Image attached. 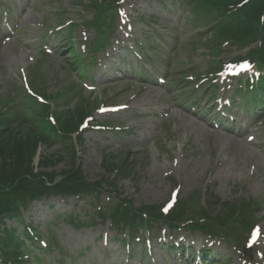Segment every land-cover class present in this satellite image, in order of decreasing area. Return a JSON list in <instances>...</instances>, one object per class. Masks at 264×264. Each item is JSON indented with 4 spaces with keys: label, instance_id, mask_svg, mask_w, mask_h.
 <instances>
[{
    "label": "rangeland",
    "instance_id": "obj_1",
    "mask_svg": "<svg viewBox=\"0 0 264 264\" xmlns=\"http://www.w3.org/2000/svg\"><path fill=\"white\" fill-rule=\"evenodd\" d=\"M40 0H37V2H39ZM45 3H50L53 2L54 4H60L62 5V9L65 10L66 12V16L70 17L72 15H76L78 14V12L80 11L79 6H76L75 3H77L78 1L81 2H86V0H45ZM43 4H39L37 6V12H34L32 10V8L30 9V11L27 13V22L25 23V27H27V35L25 36L26 39L23 40V42H27L29 40H31L33 38V36H35V34L40 33V29L38 27L35 26L34 23H36L37 21H39L41 19V16L43 13H41L40 11L44 9V5ZM137 5L138 6H142L144 7L143 3L138 2L137 1ZM35 27L34 29L32 28ZM30 27V28H29ZM171 42V40H170ZM17 45H19V43L17 42H12L10 44V47L8 49H4L3 47H0V52L3 53L4 56V61H5V66L4 69L7 73H4V76L6 77V79L9 77L8 72H16V66L17 64H9L8 61L5 59V57L7 59H12L16 56L17 53ZM127 96L123 97V100L126 99ZM250 151V150H249ZM182 160V167L184 168V172L186 173H191L192 168L195 174H200V172L204 169V167H202L201 169H195L194 168V159L192 158H187V159H181ZM251 160H253L254 162H250ZM241 164L239 166H237L236 168V172H238L240 169L243 170V177L242 178H237L238 180H240L241 182H248L249 184H251L253 187V189L250 191L251 194H262L264 195V188L261 189L260 191H257L256 189H254V185L255 184H260L263 183L264 184V164L258 159V158H254L253 155L248 154L247 156L244 155L241 157ZM250 163H254V166L256 168L255 173L253 174V177L251 178L250 175L247 172V168L249 166ZM257 163H259L261 170H259L257 168ZM60 166H58V168H60ZM200 180L196 181L193 184L194 186H198ZM148 184L147 182L144 183V185ZM163 195V191L161 189H157L154 188L152 185L148 184L144 187V189L141 191V196L144 198H148L150 199L151 202H155L159 199L162 198Z\"/></svg>",
    "mask_w": 264,
    "mask_h": 264
}]
</instances>
